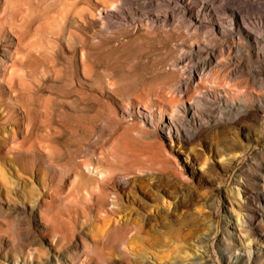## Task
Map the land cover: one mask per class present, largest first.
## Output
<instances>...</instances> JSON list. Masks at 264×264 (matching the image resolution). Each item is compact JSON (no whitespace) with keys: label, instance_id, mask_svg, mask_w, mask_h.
<instances>
[{"label":"rangeland","instance_id":"1","mask_svg":"<svg viewBox=\"0 0 264 264\" xmlns=\"http://www.w3.org/2000/svg\"><path fill=\"white\" fill-rule=\"evenodd\" d=\"M186 4L193 16L201 14L202 24L184 17L187 6L178 0H0V264H56L57 255L59 264H169L200 255L201 242L210 260L221 264L226 217H235L226 212L227 196L236 201L243 178L255 194L264 193V139L251 141L242 124H221L201 141L165 148L116 114L147 95L182 103L229 89L237 99L253 93L264 106V0ZM119 11L126 12L120 23L127 28L142 27L145 14H170L180 27L177 35L167 27L170 42L155 33L139 39L135 51L112 53L122 65L134 56L144 63L128 93L108 85L110 77L119 79L117 64L104 62L89 40L105 39L110 51L128 41L118 29H105L111 24L100 17ZM212 23L219 33H211ZM206 47L216 50L211 66L196 54ZM172 54L186 59L182 73L199 67L188 96L187 87L168 88L170 79L161 74L159 62ZM218 112L213 107L209 113ZM240 152L230 166L227 157ZM110 154L130 181L119 190L118 206L99 184L94 192L89 186L79 193L77 186L80 169L89 175L92 161ZM104 162L101 179L111 178ZM234 210L264 217L258 200Z\"/></svg>","mask_w":264,"mask_h":264},{"label":"bare ground","instance_id":"2","mask_svg":"<svg viewBox=\"0 0 264 264\" xmlns=\"http://www.w3.org/2000/svg\"><path fill=\"white\" fill-rule=\"evenodd\" d=\"M125 1L127 0H121V2ZM144 1L147 2L149 0ZM178 1L187 6V0ZM193 13L194 10L193 8H189V5L185 10H182L183 16L190 18L191 22L202 24L203 20L201 19V14L197 13V15L193 16ZM125 15L126 12L124 11L116 12L111 16L100 15L104 23L111 24V27L106 26L105 29H118L119 32H116L117 35L128 37V41H124L119 47H116V50L110 51V49L106 47V40L101 39V37H98L99 40L93 41V36H90L89 40L93 43L94 49L99 53L104 62H115L117 64L115 74L119 75V79L114 80V76L110 77L108 79V85L113 87V90L116 92L123 91L124 93H128L130 90L135 89L137 77L142 72L144 63L142 64V62L138 61V58L134 56L130 59V65H128V62L122 65L112 53L122 51L125 48L131 50V52L135 51L139 45V39H153L155 33H158L165 41L170 42L173 40V36L169 33L167 27L172 28L173 34L175 35L178 34L176 30L180 27L175 23V20L170 14L164 17H160L156 14L155 16L145 14L143 16H145L144 21L146 23L142 24V27L137 24L134 28H127V25L124 26L120 23L121 20H127V18H125L127 16ZM134 15L135 13L130 16L133 18V21ZM240 18V15L235 14L236 21L240 20ZM210 29L213 35L220 31V27L217 23H212ZM262 42L264 45V37L262 38ZM195 50L196 49H192V51ZM196 54H198V57L205 56L208 66L213 65L215 61H217L215 57L216 50L214 48H199L196 50ZM183 60L186 59L178 56V54H172L160 61L159 65L162 66L160 69H163L161 74L170 79L167 87L176 88L174 89L175 92L179 90L182 91L187 87V89H185V95L188 96V94L191 93L188 87L191 86L192 81L200 76V73L199 67L197 66L182 73V68L180 69V66L183 65ZM167 65L170 66L169 69H166ZM183 69L187 70L188 66H184ZM185 75L188 77H185ZM202 94L188 98L187 101H182V103L175 101L164 103L161 98L157 101H153V99L147 95L138 102L133 101L131 103L132 105L129 107L131 110L127 112L124 110L115 112L122 119H131V126L143 138L152 139L165 148L168 144L176 146L178 143L182 145L201 141V139L213 134L214 131L221 127L219 126L221 124H224L223 127L242 124L249 128V132L246 134L244 131L243 135L246 134L250 136L251 141L252 138L253 141H261L264 139V121L262 122L261 120L264 114V106L261 104L262 100L260 97L251 93L249 98L247 96H242L241 99H237L233 96V89L226 91H208ZM180 98L184 97L181 96ZM156 107L159 108V111H156ZM213 107H218L219 109L218 114L215 116L209 113ZM243 123H250V127ZM182 151H184V154L188 157V153L185 150ZM242 154L243 152H240L238 155L227 157L229 165L233 166L236 159L241 157ZM110 157H113V159ZM104 160H108L110 170L113 172L111 178L103 177V179H101L102 171H104ZM119 163L120 159L113 154L106 155L104 159H94L91 164L94 169L89 170V175L84 174V169H80L78 172V192L82 193L84 190H88L89 186H91L90 189H93L92 191L94 192V190L98 188L97 184H99L105 196L108 198V201L118 206L122 197L119 190L127 188L130 182L129 179L125 177L122 178L119 173ZM108 181L114 184L112 189L108 187ZM236 186L234 190L236 201H234L230 195L227 196V204L229 205L226 207V212L229 213V215H235V217H226L229 220V227H227L225 231L226 237L220 242V262L221 264H257L258 261L261 262L264 260V217H259L260 214L257 210H253L246 217H241L235 214L234 209L235 205H238L246 210L249 204L256 205V200H258V207H264V193L255 194L250 189L248 179L246 178L241 179ZM38 215L43 220L41 212H39ZM203 244L204 242L199 244L200 249H198H203L200 255H196L192 259L185 257L176 259L173 263L169 264H215L210 260V255L206 249L208 245L204 246ZM124 248L126 247L124 246ZM30 257L32 260L34 255L30 254ZM142 259L147 260L145 257ZM59 260L60 257L57 255L55 257L56 264H59ZM18 263L21 264L19 260ZM145 263L151 264L150 261H146ZM4 264H9L7 259H5ZM11 264L17 263L12 262Z\"/></svg>","mask_w":264,"mask_h":264}]
</instances>
